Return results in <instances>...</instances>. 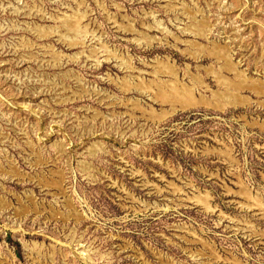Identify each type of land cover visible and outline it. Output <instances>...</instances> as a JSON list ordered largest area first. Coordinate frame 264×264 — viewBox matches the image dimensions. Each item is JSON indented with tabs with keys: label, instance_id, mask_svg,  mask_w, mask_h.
I'll return each instance as SVG.
<instances>
[{
	"label": "rangeland",
	"instance_id": "obj_1",
	"mask_svg": "<svg viewBox=\"0 0 264 264\" xmlns=\"http://www.w3.org/2000/svg\"><path fill=\"white\" fill-rule=\"evenodd\" d=\"M0 264H264V0H0Z\"/></svg>",
	"mask_w": 264,
	"mask_h": 264
},
{
	"label": "bare ground",
	"instance_id": "obj_2",
	"mask_svg": "<svg viewBox=\"0 0 264 264\" xmlns=\"http://www.w3.org/2000/svg\"><path fill=\"white\" fill-rule=\"evenodd\" d=\"M75 25H76V24H75ZM73 26H74V25H73ZM76 27H78V25L75 26L74 29H77ZM174 96H175V95H174ZM176 97H177V95H176ZM172 98H173V97H172ZM172 100H173V99H172ZM186 102H187L188 105H192V104L199 103V100H196L194 97H188L187 100H186Z\"/></svg>",
	"mask_w": 264,
	"mask_h": 264
}]
</instances>
